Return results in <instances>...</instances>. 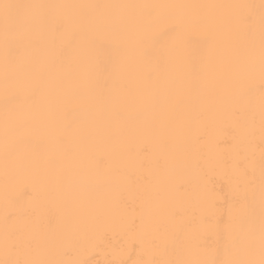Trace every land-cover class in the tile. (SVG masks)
Masks as SVG:
<instances>
[{"label":"bare ground","instance_id":"6f19581e","mask_svg":"<svg viewBox=\"0 0 264 264\" xmlns=\"http://www.w3.org/2000/svg\"><path fill=\"white\" fill-rule=\"evenodd\" d=\"M0 264H264V0H0Z\"/></svg>","mask_w":264,"mask_h":264}]
</instances>
